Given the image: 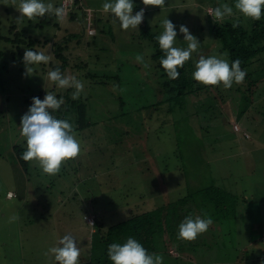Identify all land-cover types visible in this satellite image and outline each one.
<instances>
[{"label":"rangeland","instance_id":"1","mask_svg":"<svg viewBox=\"0 0 264 264\" xmlns=\"http://www.w3.org/2000/svg\"><path fill=\"white\" fill-rule=\"evenodd\" d=\"M43 2L55 5L56 1ZM104 2L81 0V6L86 19H90L86 27L88 35L97 33L91 27L92 12L107 27L106 36L101 35L107 48L98 52L102 57L95 61L106 67L103 62L110 65L113 59V67L110 65L99 74L115 75L118 81L92 87L94 98L86 115L91 124L75 130L81 152L75 159L65 161L59 173L45 174L33 160L25 174L16 157L10 155L11 145L22 140L20 116L27 110L23 95L28 94L22 95L20 86L26 79L19 77L17 87L0 94V264H58L45 253L58 246L59 239L65 235H71L80 249L78 263L90 264L87 235L92 232V224L86 219L94 217L96 204L97 216L102 214L103 224L108 225L124 219L131 211L141 212L174 201L189 187L204 186L213 180L225 187L233 182L232 193L247 197L243 209L237 206L236 214L225 220L221 231H206L203 239L209 247H205L203 239L186 241L188 249L179 251L181 258L165 257L163 264H264V245L259 240L264 235L261 114L249 107L241 116L237 111L235 115L231 107L234 96L223 87L212 91L214 102L208 103L216 106L209 113H203L199 102L197 105L193 100L185 107H175L174 111H169V103L156 104L158 98L152 92L153 86L140 87L138 80L144 82L142 73L127 64L128 60V63H140L136 52V55L127 52V30L121 29L118 21L113 22L111 13L102 11ZM6 3L14 6L12 0ZM198 5L197 0H164L158 7L143 4L140 10L144 9L143 20L157 36L163 31L161 22L166 17L176 26L174 46L187 47L179 32L180 26L185 25L200 43V54L226 59L224 54H218L219 43L211 38L210 28L203 23L208 20L206 13L209 14L211 6ZM64 8L66 14L68 5ZM78 12L80 17L81 11ZM145 53L148 54L146 49ZM143 58L141 64H147L148 58ZM28 78L31 87L26 91L49 86L42 75ZM145 88L148 91L142 93L140 90ZM142 101L154 104L143 107ZM241 101L237 98L236 104ZM198 122L209 133L199 130ZM235 123L239 131L234 129ZM15 193L21 199L11 198ZM178 246L173 243L169 253L176 255Z\"/></svg>","mask_w":264,"mask_h":264},{"label":"trees","instance_id":"2","mask_svg":"<svg viewBox=\"0 0 264 264\" xmlns=\"http://www.w3.org/2000/svg\"><path fill=\"white\" fill-rule=\"evenodd\" d=\"M53 1H56L54 7L62 6V0ZM6 2L7 0H0V94L9 93V89L17 87L18 78L22 77L26 81L22 84L24 86H20V92L22 95H28H23V103L26 104L27 110L21 114L20 120L31 106L33 97L43 100L47 91L54 93L57 99L63 98L65 101L60 109L49 110L54 117L67 119L73 124L75 130L79 128L83 130L89 127L91 122L86 118V115L89 104L94 98L92 87H103L109 85L110 82L118 81L115 75L99 74L104 73L106 67H110V65L113 67V59H111L110 65L103 62L106 67H101L95 61L102 57L101 53L98 52H103L107 48L106 42L101 37V35L106 36L108 32L106 25L103 26L104 23L101 22V18L96 17V14L92 12L91 27L96 28L97 33L88 35L86 27L87 24H90V19L89 21L86 19V12L82 9L81 0L71 1L63 20H57L54 15L45 14L43 17L32 20L24 18L17 21L20 13L14 8L15 5H8ZM132 2L134 4L133 10L136 13L143 5L142 0H132ZM197 2L199 3L198 6H211V8L223 3H228L234 8L235 4V0H197ZM78 10L81 11L80 17L79 12L77 13ZM194 14L199 16L198 13ZM206 15L208 20L203 23L205 27L208 25L210 28L209 35L211 38L219 43L218 54H224L223 56H226L230 65L232 61L239 59L241 68L247 73L243 83H233L232 87L227 89L234 96L232 97L234 106L231 104L232 112L236 115L237 111V114L241 116L249 107L253 108L256 114H261V123H263L264 110H261L259 106L264 109V9H262L259 20L245 18L238 12L234 17L226 18L223 22L213 20L207 13ZM234 22H237L239 26L234 28L232 26ZM204 25L200 26L204 27ZM126 35L128 54L136 55V52L143 57L145 56L146 59L148 58V67H144V64L141 63H128L129 60L127 64H132L133 70L136 68L138 72L142 73L144 77L142 81L145 84L137 79L140 87L148 85V88H151L153 86L152 92L158 98L156 104L169 103V111H174L175 107H185L189 100H193L197 102V105L199 102L198 107L203 113H209L215 109L216 104L208 103L214 102L212 91H219L224 86L222 84L206 86L192 78V73L195 71L194 62L198 61L201 55L207 58V53L200 54V46L196 52L192 53V59L186 61L182 68L177 69L180 73L179 78L172 80L167 77L165 70L160 66L159 59L163 56V52L155 39L157 35L153 33L146 21L142 20L136 29L129 28ZM49 45H51L50 48ZM203 47L208 49L205 45ZM26 48L44 51L45 54H51L53 59L48 64L34 65V72L28 76L23 63ZM145 49L148 54H144ZM56 68H59L62 74L74 75L78 80L84 82V90L78 99H72L74 88L61 89L47 79L48 71ZM37 75H42V78L47 79L46 83L49 84L47 89L40 87L34 91H26L31 87V84H28L31 79L28 77ZM150 77L153 78L154 83ZM146 89L140 91L145 93ZM237 98L238 101L239 99L242 100L238 105L236 104ZM153 104L154 102L145 104L143 101L141 102L143 107H149ZM142 106L137 107L136 110H140L143 108ZM197 112L198 109L194 112L196 116ZM197 124L199 130L209 133L202 123L198 122ZM230 128L234 131L231 126ZM25 150L26 139L22 137L19 143L15 142L11 145L10 155L16 157L22 171L27 174L30 161L25 162L20 158ZM232 184L225 187V184L220 185L219 181L213 180L204 186L189 187L187 192L175 197L174 201L141 212L132 213L131 211L127 213L124 219L108 225L103 224L102 214L100 216L95 215L91 227L92 232L90 231V234L87 235V242L89 243V246L87 245L88 262L90 264H112L107 255L108 246L112 243L123 244L129 237L141 243L149 254H162L163 259L165 257L181 258L179 251L188 248L186 241H177L179 240L177 236L179 224L185 217L189 215L195 217L197 214L202 215L200 216L202 218L210 217L213 223L208 231L213 232V229L221 231V228H224L225 220L236 214V207L243 209L247 197L233 194ZM8 192L6 190L5 196ZM19 195L15 193L11 198L21 199V195ZM127 196H129L128 193ZM93 205L91 204L92 207ZM96 207L97 204L93 207L94 212L97 211ZM62 211L65 213L64 210ZM39 217H43V215ZM82 223L84 222L82 221ZM86 230L89 232V229ZM205 235L206 232L199 234L197 238L203 239ZM161 237L163 238L162 241H160ZM259 240L264 245V235L260 236ZM173 243L179 245L175 249L176 255L169 253V248ZM202 243L206 244L205 247H209L205 239ZM197 244L199 243L194 245L197 246Z\"/></svg>","mask_w":264,"mask_h":264},{"label":"clouds","instance_id":"3","mask_svg":"<svg viewBox=\"0 0 264 264\" xmlns=\"http://www.w3.org/2000/svg\"><path fill=\"white\" fill-rule=\"evenodd\" d=\"M15 9L20 13L17 21L24 18L32 20L43 17L45 14L54 15L57 20H63L65 8L63 6L54 7L53 3H45L43 0H12ZM145 6H159L164 4V0H142ZM134 4L132 0H105L102 5L104 13H111L113 22H119L121 29H136L142 23L144 9L133 15ZM235 9V11H234ZM264 9V0H235L234 8L228 3H223L215 8H210L209 15L213 20L223 22L226 18H231L238 12L245 18L259 20ZM238 20V17H237ZM161 26L163 31L155 39L163 52L159 59L160 66L165 70L169 79L179 78L178 68H182L188 61L192 53L196 52L200 46L197 38L190 34L185 25H181L179 32L184 36L187 47H176L177 32L176 26L166 17ZM234 28L238 23L234 22ZM51 45H49V48ZM53 59L51 54L44 51H34L26 48L23 56V63L26 75L31 76L34 72V65L41 63L48 64ZM143 56H136L137 62L143 63ZM195 71L192 78L203 85L216 86L222 84L225 89H230L233 83H243L247 73L241 68V61L236 59L229 64L227 59L212 55L209 57L200 56L195 61ZM144 64V67H148ZM47 79L61 89L74 88L72 99L80 97L85 84L74 75H64L59 68L50 70ZM65 103L63 98L57 99L52 92H47L43 100L33 97L31 106L20 120V135L26 139V150L21 154V159L25 162L35 160L43 173L56 175L61 169V165L68 160L75 159L81 152L80 142L76 138L73 124L67 119L54 117L49 110H58ZM18 217H13L17 219ZM213 220L192 215L185 217L179 224L177 239L183 241H194L199 234L208 230ZM54 257L58 264H78L80 249L77 247L75 239L71 235H65L58 241V246H53L45 253ZM107 255L112 264H163V255L152 253L147 250L136 239L129 237L123 244L112 243L108 246Z\"/></svg>","mask_w":264,"mask_h":264},{"label":"built area","instance_id":"4","mask_svg":"<svg viewBox=\"0 0 264 264\" xmlns=\"http://www.w3.org/2000/svg\"><path fill=\"white\" fill-rule=\"evenodd\" d=\"M63 2H62V6L64 7V6H66V5H68V6H70V2L72 1V0H62ZM70 3V4H69ZM233 127H234V129L236 130V131H239L240 129H239V126L235 123L234 125H233ZM243 134H244V136H248L246 133H244L243 132ZM86 222L87 223H90V224H93V217L92 216H88V219H86Z\"/></svg>","mask_w":264,"mask_h":264},{"label":"crops","instance_id":"5","mask_svg":"<svg viewBox=\"0 0 264 264\" xmlns=\"http://www.w3.org/2000/svg\"><path fill=\"white\" fill-rule=\"evenodd\" d=\"M58 207V205L56 206V207H54V208H57ZM95 215H99V213H97V211L96 212H94V216ZM78 220H80L81 222L83 221V219H78ZM70 230V229H69ZM84 232H85V230H84Z\"/></svg>","mask_w":264,"mask_h":264}]
</instances>
